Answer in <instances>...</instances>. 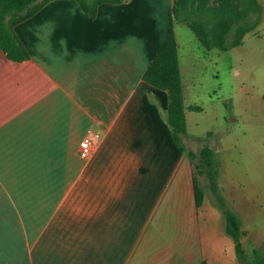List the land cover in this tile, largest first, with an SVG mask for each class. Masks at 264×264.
Segmentation results:
<instances>
[{
	"label": "crops",
	"instance_id": "1",
	"mask_svg": "<svg viewBox=\"0 0 264 264\" xmlns=\"http://www.w3.org/2000/svg\"><path fill=\"white\" fill-rule=\"evenodd\" d=\"M173 1H106L92 15L78 0H50L16 26L30 58L2 59L0 100L16 102L9 115L0 106V264L230 261L225 215L206 191L198 205L192 185L188 152L204 145L190 116L203 107L188 99L181 69V153L168 92L144 79L171 33L179 56ZM210 142L223 151L222 187L239 178L237 162L215 134ZM238 209L243 230L248 219L262 228L264 207Z\"/></svg>",
	"mask_w": 264,
	"mask_h": 264
},
{
	"label": "rangeland",
	"instance_id": "2",
	"mask_svg": "<svg viewBox=\"0 0 264 264\" xmlns=\"http://www.w3.org/2000/svg\"><path fill=\"white\" fill-rule=\"evenodd\" d=\"M175 2L179 14L189 10L213 19H227L234 37L239 24L250 29L240 45L222 51L218 48H204L190 27L184 23L177 24L179 57L188 99L203 107V110L195 111L190 116L191 119L198 120V125L194 123L192 128L200 136H205L208 130L214 129L216 139L225 144L230 158L237 162L235 165L238 167L236 170L240 174L239 178L226 176L222 187L220 186L221 193L229 207L238 215L241 211L239 207H264V0ZM3 22L6 29L15 32L18 25L15 15L5 13ZM3 58L6 60L5 53L0 49V77L8 71ZM3 96L0 106L8 110L9 115L13 110L8 106L16 101H10L12 98L9 93ZM27 102L28 99L22 101L24 104ZM208 144L210 146L211 142ZM211 148L216 152L218 144L211 145ZM200 149H197L198 153ZM218 156L223 157V151L217 155L220 161ZM197 161L199 159L192 160L193 166ZM193 170L195 173L193 172L192 177L196 176V168ZM221 170L223 171V166ZM197 177L200 185L205 188L204 191L209 193L207 196L210 195L217 202L208 177ZM215 204V207H220L218 203ZM255 224L252 220H246L242 235L244 249L250 257L254 255V248L264 254V222L260 224L262 228L255 227ZM228 237L230 244H227V254L230 261L226 263L246 264L238 259L232 236Z\"/></svg>",
	"mask_w": 264,
	"mask_h": 264
},
{
	"label": "trees",
	"instance_id": "3",
	"mask_svg": "<svg viewBox=\"0 0 264 264\" xmlns=\"http://www.w3.org/2000/svg\"><path fill=\"white\" fill-rule=\"evenodd\" d=\"M48 1L50 0H0V49L5 53L6 60L22 61L30 58V53L19 36L4 27V14L8 12L15 15L16 24H19L35 15ZM78 1L86 11L95 15L99 4L102 2H119L121 0ZM173 9L176 20L190 27L196 34L200 45L208 50L218 48L222 51H227L236 47L242 43L244 35L250 31V29H245L243 25L239 24L237 34L234 37L227 19H213L207 15L192 13L189 10L179 14L175 0L173 1ZM144 79L155 87L168 92L167 119L170 133L179 151L184 153L187 150L183 140V136L187 134L186 104L175 33L170 34L155 55L144 73ZM191 108L199 110L201 107L192 105ZM214 134L215 130L212 129L205 136L198 138L199 141H204L205 143L199 153L194 150H189L188 152L193 161L199 159V161L194 163L196 176L192 180L196 203L201 205L205 195V188L200 185L197 176L206 175L209 186L216 196L217 203L225 215V229L234 240L235 252L238 259L246 264H264V254L259 249H253V257H250L245 251L242 240V220L229 207L221 193L218 181L220 174L219 160L215 150L211 146H208Z\"/></svg>",
	"mask_w": 264,
	"mask_h": 264
},
{
	"label": "built area",
	"instance_id": "4",
	"mask_svg": "<svg viewBox=\"0 0 264 264\" xmlns=\"http://www.w3.org/2000/svg\"><path fill=\"white\" fill-rule=\"evenodd\" d=\"M92 147L90 142L87 139H83L80 142V154L83 157H87L89 156V154L91 153Z\"/></svg>",
	"mask_w": 264,
	"mask_h": 264
}]
</instances>
